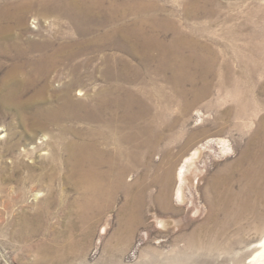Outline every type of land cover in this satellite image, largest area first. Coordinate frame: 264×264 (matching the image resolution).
I'll return each mask as SVG.
<instances>
[{
  "label": "rangeland",
  "instance_id": "rangeland-1",
  "mask_svg": "<svg viewBox=\"0 0 264 264\" xmlns=\"http://www.w3.org/2000/svg\"><path fill=\"white\" fill-rule=\"evenodd\" d=\"M67 1L0 0V264H264L252 261L262 249L255 245L264 236L263 217L246 221L240 233L232 228L230 234L241 241L234 247L213 248L208 238L211 229L227 221L224 200L211 183L226 174V164L242 156L257 139L255 130L264 125V72L252 78L247 74L252 60L264 65V0H216L212 17L185 9L183 0H156L165 7L159 15L180 23L190 37L204 27L201 40L230 61L233 76L246 81L241 84L244 95L232 94V86L220 90L211 74L210 94L188 112L181 106L194 99L192 82L183 85L188 96L181 97L172 73H157V61L146 62L145 56L123 47L128 42L121 31L102 37L112 29L108 13L73 19L58 11L62 3L68 7ZM166 36L171 39L173 32ZM61 46H71L76 54L61 55L44 74L43 67L49 65L45 56ZM35 64L41 75L36 74L34 85ZM116 66L128 70L117 75ZM76 78L80 82L71 94L83 103L71 104L63 113L66 86ZM21 86L23 91H17ZM122 86L147 90L149 105L165 104L167 115L155 126L163 132L155 150L141 153L126 172L132 190L144 184L147 191L144 219L133 233L125 217L129 192L116 187L88 206L82 179L69 162V146L82 142L94 125L84 117L93 106L84 104H93L106 87ZM80 89L84 95L77 94ZM172 118L178 119L174 126L167 122ZM199 147V157L193 156ZM166 171L172 177L164 202L157 195ZM179 188L183 199L177 198Z\"/></svg>",
  "mask_w": 264,
  "mask_h": 264
},
{
  "label": "bare ground",
  "instance_id": "bare-ground-1",
  "mask_svg": "<svg viewBox=\"0 0 264 264\" xmlns=\"http://www.w3.org/2000/svg\"><path fill=\"white\" fill-rule=\"evenodd\" d=\"M183 2L186 3L185 9L192 7L193 12H199L200 15L207 14L206 16L212 17L215 14L214 6L217 2L216 0H183ZM67 5V8H63V3L60 4L58 6V11L62 10L66 12L71 15L73 19H75V16L76 18L89 17V14L93 12L108 13L113 20L111 25L112 29L108 32V35L102 37L112 36L116 34V32L118 33L121 31L122 36L128 42V45L125 44L123 47L131 52L145 56L144 61L146 62L150 60L157 61V73L163 76H167L166 73H168V71L172 73L170 79L178 85L181 97L185 98L188 96V91L183 88V85L186 84V82H192L194 85V99L189 101L185 100L181 106V110L188 112L195 102L210 94L212 89L209 83V76L211 74L216 76L218 80V84L216 85L220 87V90L232 86V88L230 87V90H228L229 92H232V94L244 95L245 90L242 88L241 84L246 83V81L241 80L242 77L233 76L234 71L230 61L227 60L221 52H218L214 46H210L203 42L200 36H198L205 28L200 27L197 30L198 35L196 33H190V37L184 31L180 23L172 21L168 15L162 17L159 15L160 12L165 10V7L156 0H68ZM46 10L48 12L52 11L50 7ZM131 15L134 16L132 20L129 18ZM168 30L173 32V37L171 39H168L166 36ZM189 49L192 50L193 53L187 55L185 52ZM194 50L196 51L195 53ZM71 53L73 55L76 54L71 46H61L55 53L47 54L45 59L49 62V65H43V69H45V72L43 71L44 74L49 73L46 72L49 68L52 69L53 66L55 67L59 58L62 57L61 55L67 56ZM45 62L43 63L45 64ZM248 66L247 72L249 73L247 74L251 76V78L256 76L255 74L259 71L264 72V65H262L260 61L258 62L257 59L254 61L252 60L251 65ZM37 68H39V65L31 68V75L35 76L32 80L34 85L36 74H39V69ZM121 70L127 71L128 66L123 69L116 66L117 75L122 74ZM200 80L204 84L202 88L201 86L200 88L198 87V82ZM79 82L80 79L76 78L69 81L67 84V94L64 105L62 106V111L71 106V104L83 103L81 101H74L71 94L76 83ZM23 87L24 86H21V90L18 89L17 91L22 92ZM262 88L264 91V84H262ZM39 91H42V88H40ZM11 92H14L12 87L10 89V93ZM77 94L84 95L85 92L80 89ZM146 95H149L147 90L138 92L136 89H125L123 86L116 89L113 87L102 89L93 104H84L85 106H93L91 112H88V107L86 108L87 112L84 113V117H86L88 121H93L94 125L87 128L82 142L78 141V143H73L69 146L71 150L69 162L72 160L74 172L78 173L82 179V185L87 192L88 206L102 201V197L106 191H111L114 188L116 189V187L125 188L129 192L132 199L129 200L130 205L125 209L129 210L128 216H124L127 219L129 230L132 231L131 233L136 231L135 229L139 223L143 222L147 191L145 190L144 184H141L137 190H132V185H130V183L128 185L125 181L126 172L128 166L131 164L135 165L139 160L141 153L151 154V151L155 150L158 145L157 143L162 139L161 136L163 135V132L155 129V126H157L160 121L165 122V118L167 117L164 113L165 104L154 103L149 105ZM167 122L170 123L171 126H174L178 122V119L172 118ZM255 132L257 139L250 143L249 147L239 159L226 164L225 168H227V171L225 175L220 174L216 176L211 183V188L215 194L219 197L221 196L224 200L225 215L227 216V221L223 222V225H216V228L208 232V238L212 241L211 245H213V248L215 245L234 247L241 241L238 240V237L236 238L230 234L233 227L237 228L236 230L240 233L245 228L244 223H246V221L259 220L262 217L264 219V125H261ZM201 152L202 150L199 147L195 149L192 154L193 156L199 157L198 155ZM187 160L188 158L185 159V162H187ZM184 167L185 164H183L177 173L179 179L184 175ZM170 171L164 172L162 177H160L163 187L157 197L164 202L169 199V185L172 177ZM113 194L115 195V193ZM178 197L181 199L184 198L181 188L177 190V198ZM168 224L169 223L164 224L163 226H168ZM203 227L206 226L204 225ZM205 232H207V230ZM200 233H202V230ZM199 238L203 239L202 236L197 237V235H195L194 239ZM201 243L200 245L199 243L196 244L201 248ZM255 246L262 247V249L258 251L252 261L262 260L264 262V236Z\"/></svg>",
  "mask_w": 264,
  "mask_h": 264
}]
</instances>
